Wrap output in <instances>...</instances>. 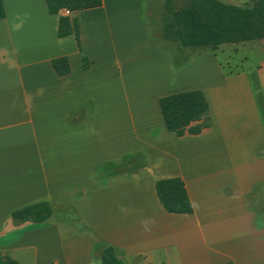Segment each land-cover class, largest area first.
<instances>
[{"label":"crops","instance_id":"obj_1","mask_svg":"<svg viewBox=\"0 0 264 264\" xmlns=\"http://www.w3.org/2000/svg\"><path fill=\"white\" fill-rule=\"evenodd\" d=\"M3 4L0 254L18 264H101V247L111 246L128 264H264V39L190 49L261 57L256 71L218 70L200 86L186 82L187 65L167 72L168 50H186L164 37L167 0H103L56 15L46 0ZM61 17L77 22L80 44L58 36ZM124 50L137 59L155 50L162 78L128 84ZM64 56L71 71L60 76L52 61ZM193 90L210 104L193 125L206 127L169 132L159 100ZM173 177L184 180L193 214L160 203L156 184ZM40 202L52 207L46 223L12 217Z\"/></svg>","mask_w":264,"mask_h":264},{"label":"trees","instance_id":"obj_2","mask_svg":"<svg viewBox=\"0 0 264 264\" xmlns=\"http://www.w3.org/2000/svg\"><path fill=\"white\" fill-rule=\"evenodd\" d=\"M174 0H167L163 15V34L167 40L178 43L186 49L244 43L264 39V0H254L251 5L227 4L221 0H188L180 9L173 7ZM50 14L61 10L71 12L99 8L103 0H46ZM6 18L3 0H0V20ZM74 34L80 44L79 26L68 17H61L58 29L60 38ZM60 76L71 71L68 57H58L52 61ZM83 65L88 67L87 58ZM161 114L166 129L182 134L190 127L193 132L202 131L205 125H193L201 121L209 112L210 104L201 90L176 93L159 100ZM158 199L170 214H193L194 207L185 182L180 177L159 180L156 184ZM48 202L26 206L13 212L17 220L43 224L52 216ZM0 264H18L9 254H0ZM101 264H128L111 246L101 247Z\"/></svg>","mask_w":264,"mask_h":264},{"label":"rangeland","instance_id":"obj_3","mask_svg":"<svg viewBox=\"0 0 264 264\" xmlns=\"http://www.w3.org/2000/svg\"><path fill=\"white\" fill-rule=\"evenodd\" d=\"M187 1L188 0H174L173 7L176 9H180L181 7L186 5ZM221 1L227 4L247 6V5H251L254 0H221ZM159 40L161 42L165 40L163 35ZM254 44L255 43H251V45H249L250 46L249 48L254 46ZM223 46L224 47H221V48H224V49L230 48L231 50L233 49L232 48L233 45L231 44L230 45L226 44ZM212 50L213 49L209 47H204V48L202 47L198 50H195V49L194 50H190V49L181 50L184 52L183 54L185 56H187L186 54L188 52H193L192 55L194 57L188 58L187 60L185 59L184 55L180 57L176 56L175 50H168L169 51L168 54L171 53L172 55L170 56V58H171L172 66H173V67L170 66V68L172 69L169 68V70L167 71L168 74H170V76L175 75L174 73L177 71V69H182L184 68L185 65H187V68L188 66L189 68L186 69L187 71L182 73L186 75L185 76L187 80L186 82H189L193 85L206 86V84H208L209 81H212L217 78L218 70H220V72L225 73V71H229L231 67L233 71L238 70V69H245L247 70V72L256 71L255 70L256 63L257 61L261 59V57L258 58L256 55L252 54L249 51H245V53L243 52V54L242 53L235 54L234 56H231V58H229L228 54L219 53L217 51H214L215 54L217 55L214 57L211 54V52H213ZM246 50H249V49H246ZM130 51L134 55V50H129V51L124 50L122 54L128 62L126 67L124 66V69H123V73H124L123 78L128 84H142L143 81L145 80L143 84L146 85L147 75H148L147 78H149V81L151 83L153 81L157 82L158 80L162 78L161 76L162 72H160V69L158 67L159 61H157V54H155L156 53L155 50H150L149 52L147 50L140 51L139 52L140 55L138 57L140 60L137 58H134L133 55H130ZM244 56H246L248 59L242 60ZM262 59L264 61V55ZM109 71L110 73H113L116 71V68L113 67ZM105 74L107 75V72L104 73V76ZM121 79H122V76L119 73L118 80L120 84L122 83ZM170 80L171 81L169 83L171 86H175V84H178L180 81V79H177V78L171 79V77H170ZM147 106L148 104H146V107ZM158 110H160L159 107H158Z\"/></svg>","mask_w":264,"mask_h":264}]
</instances>
